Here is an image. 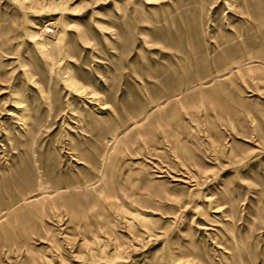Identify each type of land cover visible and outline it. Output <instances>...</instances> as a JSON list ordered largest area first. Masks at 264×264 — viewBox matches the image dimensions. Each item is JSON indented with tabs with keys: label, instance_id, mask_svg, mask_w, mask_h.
I'll use <instances>...</instances> for the list:
<instances>
[{
	"label": "rangeland",
	"instance_id": "1",
	"mask_svg": "<svg viewBox=\"0 0 264 264\" xmlns=\"http://www.w3.org/2000/svg\"><path fill=\"white\" fill-rule=\"evenodd\" d=\"M0 264H264V0H0Z\"/></svg>",
	"mask_w": 264,
	"mask_h": 264
},
{
	"label": "bare ground",
	"instance_id": "2",
	"mask_svg": "<svg viewBox=\"0 0 264 264\" xmlns=\"http://www.w3.org/2000/svg\"><path fill=\"white\" fill-rule=\"evenodd\" d=\"M43 32H48L47 31V28H45V30L43 31ZM49 34V33H48ZM40 46V49H41V51L43 52L44 50H45V46H44V43L43 42H41V44L39 45Z\"/></svg>",
	"mask_w": 264,
	"mask_h": 264
}]
</instances>
